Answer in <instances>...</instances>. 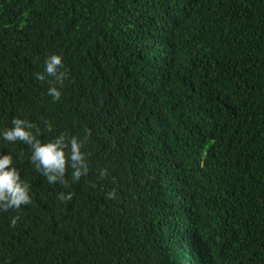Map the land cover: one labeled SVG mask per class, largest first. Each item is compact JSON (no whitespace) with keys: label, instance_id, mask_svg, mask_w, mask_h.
I'll use <instances>...</instances> for the list:
<instances>
[{"label":"trees","instance_id":"1","mask_svg":"<svg viewBox=\"0 0 264 264\" xmlns=\"http://www.w3.org/2000/svg\"><path fill=\"white\" fill-rule=\"evenodd\" d=\"M15 118L85 141L88 174L49 184ZM3 154L31 204L0 211V264H264V0H0Z\"/></svg>","mask_w":264,"mask_h":264},{"label":"clouds","instance_id":"2","mask_svg":"<svg viewBox=\"0 0 264 264\" xmlns=\"http://www.w3.org/2000/svg\"><path fill=\"white\" fill-rule=\"evenodd\" d=\"M45 63L47 76L53 77L55 82L62 87L63 81L66 79V73L60 70L64 67L62 56L53 54L47 58ZM37 79L44 81L45 75L37 73ZM48 95L53 98V101H58L61 92L56 86H51L48 89ZM12 124V128L3 132V138L9 142L20 141L30 146L32 149L31 163L46 177L49 184L66 185L64 178L69 166L72 169L73 182L79 181L82 176L88 174L86 154L81 151L85 141L79 140L76 136L69 138L62 133L54 140L41 143L32 132L35 127L32 123L15 118ZM46 127L48 131H51L50 123L46 122ZM37 134H39V129H37ZM65 149H70V157H66ZM12 162L13 158L10 154L0 155V211L5 212L31 204L29 187L21 180L19 171L12 167ZM107 174L106 169H101L99 172L101 178L106 177ZM114 197L115 190L107 193V198ZM72 198V193L60 192L58 195V199L61 201H71ZM20 219L19 215L13 216L10 220V227H15Z\"/></svg>","mask_w":264,"mask_h":264}]
</instances>
